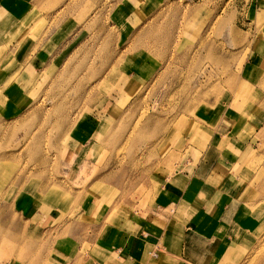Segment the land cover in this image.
<instances>
[{"label": "rangeland", "instance_id": "374dc122", "mask_svg": "<svg viewBox=\"0 0 264 264\" xmlns=\"http://www.w3.org/2000/svg\"><path fill=\"white\" fill-rule=\"evenodd\" d=\"M47 1L24 42L54 33L70 45L16 99L24 116L0 123V206H40L58 229L22 234L0 209V264H71L59 252L68 226L138 220L182 165L199 114L224 103L254 112L264 92V68L256 87L241 80L251 50L264 49V0ZM83 119L102 126L94 150L72 143ZM240 257L233 264H264V232Z\"/></svg>", "mask_w": 264, "mask_h": 264}, {"label": "crops", "instance_id": "0c3cea01", "mask_svg": "<svg viewBox=\"0 0 264 264\" xmlns=\"http://www.w3.org/2000/svg\"><path fill=\"white\" fill-rule=\"evenodd\" d=\"M47 2L0 0V123L24 116L16 99L29 93L40 75L57 68L70 45L63 39L53 42L54 33L43 41L38 37L24 42L25 22L38 20ZM130 9L131 16L136 9ZM259 36L258 46L264 42V32ZM263 68L264 49L253 48L242 66V84L248 89L259 85ZM255 97L254 112L224 103L199 114L200 132L178 171L164 179L159 202L136 213L135 222L119 227L68 226L66 249L59 248L63 260L74 264L81 253L82 264L90 260L93 264L238 262L240 251L248 250L264 232V92L257 88ZM243 116L250 117L246 127L238 122ZM101 130L100 124L83 119L72 143L94 150ZM0 209L2 223L22 234L32 227L42 234L45 229L57 232L52 216L40 206L23 203L18 209L4 205ZM6 209L15 214V221L4 220ZM73 228L80 230V236H74Z\"/></svg>", "mask_w": 264, "mask_h": 264}]
</instances>
